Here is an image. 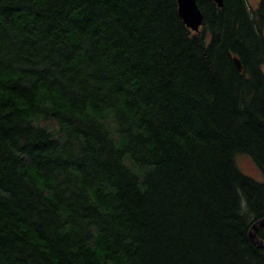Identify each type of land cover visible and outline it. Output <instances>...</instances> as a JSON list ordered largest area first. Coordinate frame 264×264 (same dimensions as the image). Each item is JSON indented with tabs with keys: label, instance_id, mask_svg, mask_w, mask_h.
<instances>
[{
	"label": "trees",
	"instance_id": "16d2710c",
	"mask_svg": "<svg viewBox=\"0 0 264 264\" xmlns=\"http://www.w3.org/2000/svg\"><path fill=\"white\" fill-rule=\"evenodd\" d=\"M196 2L0 0V264H264V0Z\"/></svg>",
	"mask_w": 264,
	"mask_h": 264
},
{
	"label": "water",
	"instance_id": "95a60500",
	"mask_svg": "<svg viewBox=\"0 0 264 264\" xmlns=\"http://www.w3.org/2000/svg\"><path fill=\"white\" fill-rule=\"evenodd\" d=\"M177 3L178 15L183 21L184 25L192 32H199V28L203 23V15L197 5L196 0H175ZM218 8L223 7V0H211ZM236 69L240 72L242 70L239 59L235 56L233 58ZM264 227V216L256 220L248 231L250 241L258 248L264 249V239L257 236L258 231Z\"/></svg>",
	"mask_w": 264,
	"mask_h": 264
},
{
	"label": "rangeland",
	"instance_id": "374dc122",
	"mask_svg": "<svg viewBox=\"0 0 264 264\" xmlns=\"http://www.w3.org/2000/svg\"><path fill=\"white\" fill-rule=\"evenodd\" d=\"M246 5L250 11L258 7L259 0H245ZM236 166L238 170L245 176L251 178L256 182H262L263 178L257 167L247 156H238L236 158Z\"/></svg>",
	"mask_w": 264,
	"mask_h": 264
}]
</instances>
